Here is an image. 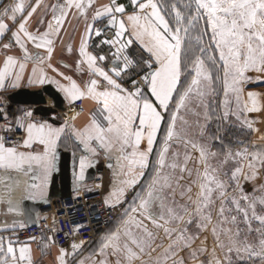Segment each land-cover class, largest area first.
Wrapping results in <instances>:
<instances>
[{
  "label": "snow or ice",
  "instance_id": "6c2138e0",
  "mask_svg": "<svg viewBox=\"0 0 264 264\" xmlns=\"http://www.w3.org/2000/svg\"><path fill=\"white\" fill-rule=\"evenodd\" d=\"M94 3L95 0H64L63 4L44 5V12L36 21L39 25L46 23L43 31L39 28L29 31L28 27L33 14L41 8L42 0H35L34 4H30L29 0H14L0 10V40L11 33L9 42L2 43L0 47L10 50L14 41L23 54L19 60L13 55H5L3 67H0V89L18 87L30 61L34 66L28 78L29 84L53 83L70 104L90 99L97 105L103 119H98L93 113L85 127L79 130L72 128V135L91 156L103 150L107 160L116 161L115 166L108 165L114 169L115 179L113 190L105 199L106 204L110 201L122 203L126 190L140 183L149 167L154 146L159 144L154 174L143 189L144 195L136 193L132 204L123 213L125 218L120 226L103 238L95 254L101 259L88 257L79 264H109V255L115 257V264H185L180 253L186 249L191 250L189 259L196 260L198 254L206 249L191 248L197 237L189 233L188 226L195 223L200 231L207 229L212 224V206L217 200L220 205L218 224L237 222L236 215H232L230 220L225 216L228 200L235 211L242 214L249 232L252 231L250 219L260 224L256 229L259 238L255 245L247 239L239 241V230L232 232L229 228H221L218 231L216 225L212 226L216 247L222 251L227 249V264H232L228 253L233 251L238 260L257 257L264 264V214L257 212V204L264 209V195L250 197L244 193L239 182L241 177L246 181L257 179L259 169L264 168V147L253 142L251 150L242 145L233 152L231 146L224 144L223 138L217 134L208 137L223 145L220 153L214 152L210 143L192 138L188 131L191 124L185 118L189 114L197 117L194 123L199 135H205V124L200 122L199 117L202 116L204 121L210 119L206 97L215 91L214 81L222 80V118L227 121L232 115L242 125L256 131L253 128L255 121L249 120L247 114L261 111L259 94L250 91L245 99L242 85L253 82L246 73L264 74V0H187L183 4L184 11L172 3L171 12L174 15L170 18L163 14L165 5L162 0H130L131 12L117 0H109V3L95 8ZM73 8L77 10L78 17L82 16L86 21L78 49L79 59L76 61L78 72L83 70L84 65L87 66L89 79L83 87L71 76L59 72L51 63L47 67L66 80L67 84L49 78L41 67L46 60H51L55 43L62 38V29ZM49 9L51 19L46 21L44 16ZM89 9H92L91 23H87ZM105 20V28L95 26L97 21L103 23ZM6 21H12V26ZM198 27L199 31L193 35ZM105 29L114 30L111 38L105 35ZM93 33L100 38L98 47L108 45L110 49H115L111 53L114 59L108 71L98 64L107 57L94 55L88 50ZM205 37H208L207 47ZM134 42L148 54L147 59L141 57L148 71L139 81L132 80L128 88L123 80L126 75H131L130 67L138 66L127 53ZM28 44L42 49L47 55L29 53ZM67 50L72 52L70 45ZM213 71L216 72L215 77L212 76ZM182 76L185 77L184 82L181 81ZM259 81L260 76H257L256 82ZM232 97L235 108L230 106ZM200 108L204 110L202 113L197 110ZM182 110L184 115H181ZM165 113L169 114L167 121ZM0 120L5 122L0 125L3 131H12L6 112L0 116ZM15 125L26 136L22 142H15L11 146H6L3 137H0V185H4L5 189L0 192V199L7 201L9 212L20 215L19 199L35 201L45 198L50 177L56 168L58 142L68 125L66 121L65 126L54 127L46 121L34 120L32 111L16 117ZM174 144L182 146L183 152L179 147L173 149ZM20 148L29 151H21ZM193 153L198 155L194 156ZM217 155H223V160L214 166L209 158ZM229 161L236 165L230 177L223 171V166ZM190 162L195 167H189ZM91 166L93 162L89 156L81 155L77 180H82L85 169ZM10 173L18 175L13 177ZM21 176L28 179H21ZM184 180L187 183L181 184ZM230 184L234 185L232 194L228 192ZM194 187L197 191L193 198ZM178 189L179 195L186 197L184 204L175 200ZM257 190L264 192V184ZM241 201L244 202L243 206ZM144 221H150L153 227L162 229L169 241L166 247L156 243V234ZM20 226L24 227L23 224ZM220 232L227 236V244L220 240ZM35 239L30 237V240ZM52 239L48 237L49 241ZM44 247L47 248L48 244ZM80 247L72 245L74 252ZM158 248L163 251L157 252ZM67 255L64 249H60L58 264H65ZM210 257L207 264H221L216 258L215 249ZM0 264H33L30 246L25 243L17 248L12 239L0 237Z\"/></svg>",
  "mask_w": 264,
  "mask_h": 264
},
{
  "label": "crops",
  "instance_id": "0c3cea01",
  "mask_svg": "<svg viewBox=\"0 0 264 264\" xmlns=\"http://www.w3.org/2000/svg\"><path fill=\"white\" fill-rule=\"evenodd\" d=\"M14 0H5V2L1 5L0 10H3L5 7L8 5L12 4ZM30 4H34L35 0H29ZM64 0H42V5L41 8L37 9V12L33 14V17L29 21L28 27L29 31H36L37 28L40 29V31L45 30L46 28V23L43 25H39L36 23L37 19L43 14L44 12V5H52V4H63ZM107 0H95V3L93 7H100L104 4H107ZM121 4H124L128 10V12H131L129 10V7L127 5L126 1L120 2ZM30 10V9H27ZM71 13L69 17L67 18V21L64 25V28L62 29L61 32V39H58L55 43L54 46V51L52 54V58L50 61H45L44 65H41V67L44 68L46 75L53 79L56 80L60 84H67L68 82L64 80L61 76H58L55 72H53L50 68L47 67L48 63H51L53 67L58 69L59 72L64 73L67 76H71L81 87H83V84L85 81L89 79L88 76V71H87V66H83V70L78 72L76 70V61L79 59L78 55V49H79V44H80V39L81 36L84 34L85 31V26H86V21L85 18L82 16L78 17L77 10L76 9H71ZM26 14V12H25ZM76 14V15H73ZM163 14L168 18V15L163 11ZM88 20L87 23H91V16H92V9H89L87 12ZM44 19L47 21L51 19V10L49 9L47 12V15L44 16ZM10 26H12V21H6ZM99 21L96 22L95 26H97ZM106 23V20L103 22ZM13 30H15L13 28ZM11 33H7L6 36L0 40V45L2 43L9 42ZM13 47L10 50H3L2 47H0V67H3V60L5 59V55H13L16 57L18 60L22 58V52L20 51L19 47H17L14 43L12 42ZM138 46L139 44L136 43ZM71 46L72 52H68V46ZM140 47V46H139ZM29 53H40L41 55H47L45 52H43L42 49H36L34 48L31 44L27 45ZM142 49V48H141ZM89 50V49H88ZM143 50V49H142ZM147 54V53H146ZM148 55V54H147ZM99 64V63H98ZM100 65V64H99ZM32 62H28L27 66L25 68V71L23 73V76L19 82L18 87H10L6 86L3 89H0V95H5L8 96L11 93H14L20 89H29L31 91H37L40 90L42 87L46 85H51L65 100L67 104V108L65 111H59L57 112L58 114V119H55L54 117H50L49 119H52L54 121L60 122V125H53L54 127H61L65 126V122L67 121V127H65L64 133L61 135L60 141L58 142V147L61 148L64 151H71V153L74 155H83V152L85 153V156H89V158L92 161L97 162L96 168L103 169V177H102V185H101V190L103 192L104 198L106 199L107 197L110 196V193L113 190V183H114V176H113V171L114 169L112 167H109V164H112L115 166L116 161L115 159L112 160H107L105 158V154L103 153V150L98 151V153L95 156H91L90 154L86 153L83 149V145L79 143V141L72 135V128H76L77 130L82 129L85 127L91 119V115L95 113L97 115L98 119H103L100 115L99 112L97 111V105L95 102H93L90 99H82L84 103V113L81 115H75L70 108V105L73 103H69L67 99H65L64 94L60 91L57 90L56 84L53 83H44V84H39V83H32L29 84L28 78L31 75V70L33 68ZM147 95H150V93H146ZM46 106L51 105V101L49 99H46ZM33 112V110H32ZM23 116L21 113H19L16 117ZM15 117V118H16ZM75 117V119H73ZM167 113H165V121H166ZM15 118L10 120L9 122L11 123L12 130L15 132H21L25 138L26 133L22 129H18L15 125ZM33 119L34 120H39L41 122H44L42 120V117L34 115L33 114ZM48 123L50 121L48 120ZM51 124V123H50ZM163 128L164 125L162 124V130L160 136L162 137L163 135ZM73 137L76 140V143L71 139ZM255 139V136L253 137V140ZM242 142L240 138L234 139L233 144H234V149L238 150L242 146ZM78 145V146H77ZM6 146H11V145H6ZM39 146H34V148H37ZM144 147V145H142ZM159 144L154 146V151L152 155L150 156V164L149 167L145 170V174L143 178L141 179L140 183L136 184L132 188H128L125 192V196L123 198V201L125 200L126 196L130 194V192L133 191V195H131L130 199L126 202L125 204V209L129 208V205L133 201V198L136 196V193L143 191V189L146 187L150 177L154 174V166H155V161H156V151L158 150ZM248 147V145H247ZM19 150L21 151H29L28 149H23L20 148ZM42 150V148H41ZM214 161L211 163L213 164ZM90 167L86 168L84 171V178L82 180H77V176L80 174V167H79V162L73 161V173H72V180H71V188H70V195L74 193H80V192H85L94 187L93 181L91 182H86V176L87 172ZM246 170V166H245ZM118 171V170H117ZM260 172V177L257 178V183L264 184V168L259 169ZM9 175L15 177L18 174L16 173H10ZM229 177L231 173H228ZM21 179H28L27 177H20ZM260 180V182H259ZM7 183V181L5 182ZM53 188H56V190H59V178L57 177V170L52 173L49 184L47 187V194L45 198L47 199L52 191ZM4 185H0V192H4ZM15 196V193H13ZM143 195V193L141 194ZM40 198H37V200H26V199H19V209H20V215H17L15 212H9L8 211V203L4 199H0V237L3 238H10L11 236L19 229L23 228L20 225L23 224L24 227L27 226V216H26V211L25 208L28 203H37L40 202ZM114 204V201H110L108 205ZM115 205V204H114ZM32 216L35 221H38L40 218L39 212H34L32 213ZM103 236V235H102ZM101 236V237H102ZM100 237V238H101ZM27 243L30 248H31V257L33 264H58L57 262V256L59 255L60 248H57L53 241H49L48 237H42L41 240L39 241H28L24 243H14L17 248L22 246L23 244ZM48 244V247L45 248L44 245ZM99 248L94 249V248H89L88 246L81 249L79 252L74 253V254H68L65 260V264H79V261L81 260H86L88 257H92L94 260H99L101 257L98 255H95L98 253ZM162 248H158L157 252H162ZM153 255H156V253H153ZM90 264V262H89ZM110 264V263H109ZM115 264V263H114ZM185 264H198L195 262V260H191L189 262H186Z\"/></svg>",
  "mask_w": 264,
  "mask_h": 264
},
{
  "label": "rangeland",
  "instance_id": "374dc122",
  "mask_svg": "<svg viewBox=\"0 0 264 264\" xmlns=\"http://www.w3.org/2000/svg\"><path fill=\"white\" fill-rule=\"evenodd\" d=\"M186 2H187V0H162V3L165 5L164 12L168 15V18H170L171 15H174L171 12L172 3H176L179 10L184 11L185 9L183 8V4ZM202 26L203 25H201L200 27H202ZM198 31H199V27L193 32V35H195L196 32H198ZM204 39H205V46L207 47L208 37H205ZM193 43H194V41H193ZM246 75L251 77L253 82H249V83L242 85L243 96L246 99L248 92H250V91L256 92L259 94V103L261 105V111L260 112H252V113L247 114V118L249 120L255 121V123L253 124V128L256 129V131H252V130L248 129L245 125H242L239 121H237L235 119V117L232 115H229L227 121H225L222 118L223 117V108L221 107V102L224 99L222 80L219 82L214 81L213 87H214L215 91L206 97V102L209 104L208 112H209L210 119L207 121H204L202 116L199 117L200 122L205 124V135L203 137H201L199 135V129L196 127V125L194 123V121L197 119V117H194L190 114L186 115V117H185L186 119L189 120V122L191 124V127L189 128L188 131H189V134L192 136V138L199 139L201 142L210 143L212 145L211 150L214 152L220 153L222 148H223V145L216 140H209L208 137L215 136L217 134H219L223 138L224 144L231 146L233 152L236 151L234 149L235 143L233 144V141H234V139H237V138L241 139L242 142H240V143H242V145H246V146L248 145L249 150L252 149L253 142H255L257 146L264 147V74H258L256 72H248V73H246ZM212 76L213 77L216 76L215 71L212 72ZM257 76H260L259 82H256ZM181 81L182 82L185 81L184 76L181 77ZM230 106L232 108H235L234 97H232V99L230 101ZM172 107L174 108V104L172 105ZM197 110L200 111L201 113L204 111L203 108H200ZM181 115H184L183 110L181 112ZM168 116H169V114L167 113L166 121L168 119ZM217 117H220V118L218 119ZM178 127H179V121H178ZM254 136H255V139L253 140ZM178 147H179V150L181 152H183L182 146H177L175 144L173 145V149H177ZM239 147H241V146H239ZM193 155L195 156L198 154L193 153ZM221 160H223V155H217L216 157H210L209 158L210 163H212L214 161V163L212 164L214 166H217ZM188 166L189 167H195V165L192 162H190ZM235 166L236 165L233 162L229 161V163H227L226 165L223 166V171L227 172V173H231V171L234 169ZM245 171H247V168ZM260 176H261L260 172H258L257 178H259ZM256 180L255 181H246L243 179V177L240 178L239 182L243 188L244 193L249 195L250 197H259L261 195H264V192H260L257 190L262 185V182L257 183ZM259 182H260V180H259ZM186 183H187V180L181 181V184H186ZM233 187H234V185H232V184L229 185V187H228L229 194H232ZM196 191H197V189L194 187L193 192H192L193 198H194V194ZM141 192L144 195V192L143 191H141ZM175 200L179 204L186 203V197L182 198L179 195V189L177 190V193L175 195ZM132 202H131V204H132ZM137 203H138V201H137ZM241 204L243 206L244 202L241 201ZM219 206H220L219 201L217 200L216 203L212 206V224L208 225L207 229L200 231L199 229L196 228L195 223L188 226L189 227V233L197 237L194 240V242L192 243L191 248L192 249H198V248L206 249V251L204 253L198 254V257L195 260V262H197L198 264H200L201 261H203L204 264H207L208 260L211 258L210 253L213 252V249H215L216 258L221 261V264H227V262L225 261V253L227 252V249L225 248L222 251L219 247H216V237H214L212 235V231H211L213 225L217 226L218 231L221 228H229L232 230V232H236L237 230H239L238 240L241 242H243L245 239H247V241L250 244L255 245L258 243L259 233L256 232V229L260 227V224L258 221L254 220V219H250L252 231L249 232L248 231V225L243 222L242 214H238L235 211V207L231 204V201L228 200L226 202V205H225V216L228 217L230 220V217L232 215H236L237 216V222H236V224H232L230 222L225 223V224H218L217 223V221H218L217 212L219 210ZM124 211L125 210H123L120 213L117 221L112 225V227H110L108 229V231H106L104 233V235L96 243L88 246L89 248H94V249L100 248L101 243L103 241V238L106 235H108L109 233L115 231L117 229V227L120 226L122 219L125 218L123 216ZM257 212H258V214H264V209H262V207L259 204H257ZM144 223L148 226V228L154 234H156V243L162 244L163 246L166 247L167 244L169 243V241L167 238L164 237V233H163L162 229H157V228L153 227V225L150 221H144ZM220 240L223 241L225 244H227V242H228V238H227V236L224 235L223 232H220ZM190 251H191L190 249H186L185 251L180 253V256L184 258L185 263L192 260V259H189V252ZM228 255L230 256V258L232 260V264H261L260 259L257 257H253L251 259L245 258L243 260H238L237 254L235 251L228 253ZM144 258L148 259V257H144ZM107 259H108L110 264L115 263V257L109 255L107 257ZM137 264H139V262H137Z\"/></svg>",
  "mask_w": 264,
  "mask_h": 264
},
{
  "label": "built area",
  "instance_id": "2783aa9c",
  "mask_svg": "<svg viewBox=\"0 0 264 264\" xmlns=\"http://www.w3.org/2000/svg\"><path fill=\"white\" fill-rule=\"evenodd\" d=\"M126 1L129 10L132 11L130 0H117L118 3ZM109 3V0H107ZM106 23H99L96 27L105 28ZM113 31L105 29V35L111 38ZM100 38L95 37L89 41V51L94 55H105L107 59L99 62L101 67L108 71L112 67V52L108 45L97 46ZM127 53L131 58L136 60L138 66L130 67V76L126 75L123 84L125 87H131V81L137 80L148 71L147 66L143 64L141 57L145 59L148 55L134 42L128 49ZM146 92V90H145ZM75 115L84 113L83 100H77L70 105ZM33 107L27 105H18L11 103L7 96L0 95V116L5 112L8 114V120L14 119L19 113L22 115L26 111H32ZM58 119V114L51 115ZM43 121L48 122V117H42ZM5 122L0 120V125ZM0 137H3L6 145H12L15 142H22L24 136L21 132H5L0 128ZM103 169L96 168L93 179L94 187L88 191L74 193L66 198H57L51 201L50 205L39 211L40 218L34 226H25L17 230L11 239L14 243H24L28 241H39L42 237H52V241L57 248L64 249L68 254H74L81 249L96 243L109 227L118 219L120 213L124 210L126 202L133 195V191L126 196L120 204L110 206L105 203V198L101 190ZM30 237H36L30 240ZM77 244L81 247L74 252L72 245Z\"/></svg>",
  "mask_w": 264,
  "mask_h": 264
},
{
  "label": "water",
  "instance_id": "95a60500",
  "mask_svg": "<svg viewBox=\"0 0 264 264\" xmlns=\"http://www.w3.org/2000/svg\"><path fill=\"white\" fill-rule=\"evenodd\" d=\"M4 2L5 0H0V7ZM7 98L11 103L33 107V114L44 118H50L51 115H54L59 111H65L67 108V104L63 97L51 85H46L37 91L20 89L8 95ZM46 99L51 101L50 106L45 105ZM49 121L53 125L61 124L52 119H49ZM71 139L76 143V140L73 137H71ZM84 154L85 153L83 152V155ZM79 159V155H73L71 151H64L60 147L57 148L55 169L57 170V177L59 178V190L53 188L47 199H43L37 203L27 204L25 208L26 216L28 218L26 223L27 226H34L38 223V221L34 220L32 213L47 208L54 199L70 196L73 161H77L78 163ZM92 162L93 166H91L87 172L85 179L86 182H91L94 179L97 162Z\"/></svg>",
  "mask_w": 264,
  "mask_h": 264
},
{
  "label": "trees",
  "instance_id": "16d2710c",
  "mask_svg": "<svg viewBox=\"0 0 264 264\" xmlns=\"http://www.w3.org/2000/svg\"><path fill=\"white\" fill-rule=\"evenodd\" d=\"M116 221H117V220H116ZM116 221H115V222H116ZM115 222H114V223H115ZM114 223H113V224H114ZM113 224H112V225H113ZM112 225H111L110 227H112ZM110 227H109V228H110ZM107 231H108V230H107Z\"/></svg>",
  "mask_w": 264,
  "mask_h": 264
}]
</instances>
